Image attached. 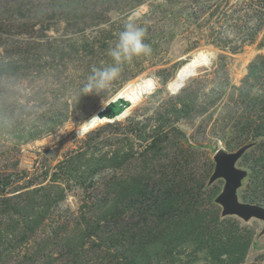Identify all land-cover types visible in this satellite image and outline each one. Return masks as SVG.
Wrapping results in <instances>:
<instances>
[{"label":"rangeland","instance_id":"1","mask_svg":"<svg viewBox=\"0 0 264 264\" xmlns=\"http://www.w3.org/2000/svg\"><path fill=\"white\" fill-rule=\"evenodd\" d=\"M133 13L150 54L84 93ZM142 79L154 88L124 116L82 129ZM254 88L264 0H0V264H264V221L223 215L226 181L210 183L219 149L253 143L238 196L264 206Z\"/></svg>","mask_w":264,"mask_h":264},{"label":"water","instance_id":"2","mask_svg":"<svg viewBox=\"0 0 264 264\" xmlns=\"http://www.w3.org/2000/svg\"><path fill=\"white\" fill-rule=\"evenodd\" d=\"M203 62L198 60L195 66L202 65ZM195 72L192 68L185 78ZM184 81V80H183ZM132 106V102L125 97H119L108 101L96 114L99 119H116L126 112ZM89 125V121L84 123L82 129ZM253 146V143H248L236 151L228 152L224 149H219L215 156V170L210 178V183L215 182L220 178L225 179L223 191L216 198L217 203L223 207V215L236 214L246 220L257 217L264 221V206L258 203L242 202L238 196V189L242 186V181L248 175V172L237 166L238 160L244 153Z\"/></svg>","mask_w":264,"mask_h":264},{"label":"clouds","instance_id":"3","mask_svg":"<svg viewBox=\"0 0 264 264\" xmlns=\"http://www.w3.org/2000/svg\"><path fill=\"white\" fill-rule=\"evenodd\" d=\"M139 13H133L122 31L119 32L115 46L108 50V55L114 64L110 66L94 67L92 74L88 76L87 83L83 86L84 93L93 90H102L110 86L111 82L118 78L121 73V65L130 63L134 57L148 55L151 52L149 44L145 43L146 30L134 23ZM254 94H264V90L253 89Z\"/></svg>","mask_w":264,"mask_h":264},{"label":"bare ground","instance_id":"4","mask_svg":"<svg viewBox=\"0 0 264 264\" xmlns=\"http://www.w3.org/2000/svg\"><path fill=\"white\" fill-rule=\"evenodd\" d=\"M201 60L203 62L202 64L207 63V56L205 54H198L194 55L191 59H189L178 71L176 74V77L171 81L169 84V87L171 90L176 91L178 87L181 86L183 83V80H185V75L188 74V72L195 66V63ZM177 87V88H176ZM154 88V83L151 79H142L137 82H129L127 83L123 88H121L118 93L115 95L113 99L119 98V97H125L126 99H129L132 103H135L138 101L145 93L150 92ZM111 99V100H113ZM127 111V110H126ZM126 113V112H125ZM122 114L121 116L117 117L120 118L125 115ZM108 120H114V119H99L97 117V114L95 113L91 118H89L86 122L89 121V125L86 126L84 129H89L91 127L96 126L100 122L108 121ZM85 122V123H86Z\"/></svg>","mask_w":264,"mask_h":264},{"label":"trees","instance_id":"5","mask_svg":"<svg viewBox=\"0 0 264 264\" xmlns=\"http://www.w3.org/2000/svg\"><path fill=\"white\" fill-rule=\"evenodd\" d=\"M0 183H3L5 185H7V182L4 179H1V178H0ZM103 260L106 262L105 264H116V262L113 261L114 259H112V257H110V258L102 257V261Z\"/></svg>","mask_w":264,"mask_h":264}]
</instances>
